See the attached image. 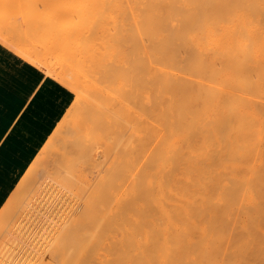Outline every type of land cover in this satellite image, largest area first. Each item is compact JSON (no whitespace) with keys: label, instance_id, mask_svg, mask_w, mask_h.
<instances>
[{"label":"bare ground","instance_id":"1","mask_svg":"<svg viewBox=\"0 0 264 264\" xmlns=\"http://www.w3.org/2000/svg\"><path fill=\"white\" fill-rule=\"evenodd\" d=\"M147 1L150 3V0ZM261 1L263 0H253V2L250 0H207L202 7L197 9H194L195 5L191 4L189 13L184 10V15H180V11L179 13L175 12L177 14L170 11L169 14L166 12L168 15L166 13L159 15L156 12L157 15L154 16L152 8L150 9L152 14L147 13L150 14V17L146 14L145 18L142 14L143 20L140 21L142 26L134 27L129 22V20H134L128 19L127 14L120 18V15H113L112 25L108 26L107 18L109 17L98 15L85 22L83 21V12H77L76 9L74 11L64 9L58 13H47L44 16L32 13L27 20L30 22L31 32L25 39L28 42L25 48L20 47L22 44L19 45V39L16 43L13 38L0 37L3 45L13 49L18 56L38 66L43 72L63 81L78 92V100L84 101V104L78 105V109L77 105L74 106L77 111H73L72 116L76 117L73 116L75 119H70L72 121L68 123L70 129L64 131L66 129H63L64 123L69 120L62 119L63 121L61 120L41 151L49 148L51 150L54 147L53 151L59 149L60 153L63 152L60 157L62 158L74 144L73 153L71 150L69 155L74 154L75 151V153L79 152V156L86 155L93 158L96 156L95 150L101 146L97 144H101V141L102 144H106L110 139L116 143L119 150L123 151L122 153L128 154V160L127 155H123L126 159L124 170L122 169L125 172L120 170L123 173L122 177L120 175L117 177L115 173L119 180L125 182L128 179L127 181H129L125 192H123L124 199L120 197L121 202L125 201L121 203L116 200L117 203L113 205L116 217L112 215L115 222L121 218L124 223L123 227L120 225L119 228H115L119 233L111 231L114 234H110L111 237L108 240L102 239L104 243L102 242L98 251L94 250L93 254L87 250V252H74L70 250L66 242H63L60 254H57L59 264H64L67 258L71 262L78 261L79 264H199L201 261L198 259L179 255L185 253L188 255L191 251L205 252L202 255L200 253L201 257L205 256L209 249L212 253L211 251L214 250L211 248H218V240L227 237V228L223 221H230V218L231 220H240L238 216V218L236 217L239 215L236 209L240 208L243 202L242 195L239 193V187L242 184L249 191L244 197V203L247 206L245 208H248L246 214L249 216V221L246 220V223L249 222L250 225L253 223V225L255 224L253 227H255L260 222L264 215L261 212H264V207L261 210L260 205L258 206V201L264 200V155L257 154L259 147L257 141L262 134L260 132L263 123L260 121L261 125H259L257 109H259L258 105H262L264 101L259 100L262 102H258V99L262 98L260 95L264 94L262 90L264 86L261 87V84L264 85L262 82L264 80L262 69L264 61L262 62V60L264 59L258 55L257 47L264 45V43L262 44L264 32H261L263 38L259 37L261 33L258 32L257 27L260 23L253 25V20L258 17L255 18L256 9H259V13L264 11L260 9L264 6V3L263 6L260 4ZM9 3L15 7L22 6L19 4V0H8L7 4ZM136 9L139 8L136 6ZM11 14L16 15L12 11L6 19L7 16L2 14L5 16L4 20H7L6 23L13 21L10 19ZM133 15V19L138 20L137 16ZM58 17H68L71 19V23L57 25ZM262 17V20L256 19V22L261 21V25L264 23ZM4 20L0 19V23H4ZM15 20L16 17L11 22L12 24L10 23L11 26L16 25ZM20 21L25 22L24 17ZM134 22L137 24L136 21ZM263 26L260 28H264ZM38 33L42 35L40 38H45L43 45L38 41L39 37L36 38ZM80 35H84V39L75 42L78 36V40H80ZM257 40H262V42L258 43ZM64 49H69L70 52L66 51L67 53L63 54V60L46 61L53 52ZM261 50L260 48L259 52ZM39 52L41 54L39 58L34 61L29 59L33 53L39 54ZM263 53L264 50H262V55ZM258 57L261 59V63ZM257 68L262 72L263 78L258 76V74L261 75V72L257 73ZM259 78L262 80L260 79L261 81L258 82ZM107 88H110L109 91L106 90ZM257 90L259 98L256 96ZM110 91L111 94L108 96L106 93ZM260 105L259 107H261ZM263 110L260 111L263 112ZM255 125L259 126H257L260 128L259 131ZM59 131L67 132V134L61 135ZM102 133H104L105 139L108 137L105 142ZM140 133H142L141 136ZM56 135L62 139L65 138L63 135L69 136L64 139V143ZM256 137L259 139L256 140ZM56 138L63 142V145L61 142L59 144ZM126 139L129 144L127 142L123 147ZM263 139L260 140L263 141ZM54 141H57L59 145ZM112 142L110 143L113 144ZM67 145L70 147L67 148ZM141 148L142 151H139ZM115 150L117 151V149ZM142 152L149 154L141 155ZM48 155L45 157L48 158ZM57 155L53 156L55 161ZM75 155L74 157L78 156ZM70 157L64 156L63 161L59 159L62 161L61 163L68 162V160L73 163V158ZM64 158L68 160L64 161ZM55 161L53 165L56 163ZM45 162H43L44 165L47 163ZM67 162L65 163L67 164ZM34 163L42 165L40 155ZM66 164L55 166L57 173L52 175L56 177V180L57 176L62 173H65L62 175L66 182L71 177L72 179L75 177L72 173L67 175L71 167L69 166L67 169ZM73 165L72 169H75ZM132 167L136 169L134 175ZM55 169L50 171L53 172ZM35 173L38 175L35 182L42 181L39 193L34 195L36 201L24 205L19 211L20 214L13 218L14 222L4 228L5 230L0 235V264H50L51 259L55 257L52 255L55 247L54 237L60 234L64 238L66 235L70 236L80 232L83 235L85 234L83 226L89 222L88 218L100 217L97 215L99 204L102 202L99 197L92 201L87 199L89 202H85L86 210L82 216L83 219L81 216L74 219L77 217L76 214L75 216L70 214L68 218L67 214L69 213H67L68 219L74 218L69 225L68 222L61 221L64 222V227L60 226V223L59 225L52 224L54 220L49 219L52 222L50 221L45 226L47 228L45 233L48 231L47 240H45L46 237L43 239L47 243L43 241L46 245L41 249V252L45 249V253L43 251V254L38 255V251L33 249L36 247L33 246V250L31 249V245L37 243L33 238L35 232H32L33 236L29 235L30 227L27 224L30 222L33 224V220L38 219L37 211L40 205L37 207L35 204L38 200L40 203L43 202L42 199H39V195L49 186V182H52L50 180L54 179V185L57 183L55 177L48 172L47 167L37 169ZM75 175L78 176L76 173ZM126 175H129L130 179ZM66 176L70 177L67 179ZM52 177L53 179H51ZM112 177L113 180L114 176ZM117 178L116 182L115 180L113 182L118 185V189L122 183ZM70 181L69 184L73 180ZM91 181L83 179L82 186H78V191L80 189H84V192L87 191L89 189L87 182ZM111 184L112 182L109 185ZM54 185L52 188L50 187L51 189L56 188L54 191L62 186L61 184L56 187ZM73 185L75 187L76 184L73 182ZM71 186L69 189H72L73 186ZM111 186L109 190L103 188L102 192L109 195L114 194L113 184ZM120 190L117 191L120 192ZM58 191L62 192L59 189ZM109 191L111 193H108ZM54 195H52L53 198ZM58 195L60 194L58 193ZM114 196L106 204H110L114 198H117L116 193ZM81 198L84 199V195ZM26 199L25 202H28ZM31 200L33 201L32 197ZM109 201L110 203H108ZM50 203H53V206L55 204L53 200ZM64 204L66 205V202L60 201L55 208L66 207L67 205ZM13 205L10 207L12 208ZM10 207H8V212H11ZM46 208H51V206L49 208L48 200L43 203L41 210ZM63 209L65 210V208ZM63 209L60 210V213L64 212ZM69 209L68 206L67 211ZM81 211L79 210L77 214L81 215L83 213ZM48 212L46 209L42 215ZM54 213H59V211ZM247 215L244 216L247 217ZM62 217L60 218L62 219ZM60 218L58 217V220ZM68 219L67 221H69ZM86 219L88 222H85ZM251 219L256 223L251 222ZM9 221L11 220L9 219ZM246 223H243L242 227L246 228ZM90 225L92 227V224ZM231 225H236V223ZM115 226L113 224L112 227ZM45 227L42 226V228ZM262 228L260 226V229ZM256 229L259 228L256 227ZM245 230L247 233L248 230ZM241 232L242 230L239 231L240 234H242ZM253 232L256 233V231ZM249 234L247 233V235ZM39 245L37 243V246ZM81 248L83 249V247ZM225 249V252L228 251V248ZM217 251L218 249L215 252ZM226 254L227 258L229 255H234L230 251ZM229 258L228 260L232 259ZM235 263L233 261V264ZM228 264H232V262L230 261Z\"/></svg>","mask_w":264,"mask_h":264},{"label":"rangeland","instance_id":"2","mask_svg":"<svg viewBox=\"0 0 264 264\" xmlns=\"http://www.w3.org/2000/svg\"><path fill=\"white\" fill-rule=\"evenodd\" d=\"M2 1H4V0H0V19L1 20H4V17L5 16H7L6 17V19L9 17V13H12V11H14V13H16V15L14 14V15H12L11 14V17H10V19L11 20H13L14 21V18L16 17V20H17V22H16V20H15V22L14 23H16V25H12L11 26V22H13V21H10V23H6V19L4 20L5 22L4 23H0V33H1V35H0V37H2V36H4V37H6V38H13V39H15L14 41L16 42L17 41V39H19V41L20 42H18L19 43V45H20V43L22 44V45H20V47H24L25 48V46H27L28 45V42L27 41H25V39H27V36H29L28 34L31 32L30 31V27H31V25H30V22H27V20H28V18H29V16L32 14V13H36V14H38V15H42V16H44V15H46L47 13H58V12H60V11H62V10H64V9H70L71 11L73 10H75V11H77V12H83V14H84V16H83V21H85V22H88V20H91V19H93V17H95V16H98V15H105V16H107V17H109V18H107V25L108 26H111L112 25V21H113V18H112V16L114 15V16H119V18L121 17V16H125L126 14H127V17H128V19H131V20H134V21H136L137 22V24H138V20H139V24L137 25L134 21H130L129 20V22H130V24L134 27V26H142V25H140V21H141V19L143 20V17H141V16H145V18H146V14L147 13H150V14H152L153 13V15L155 16V15H157L156 14V12L159 14V15H165V13L166 12H168V14H169V12L171 11V12H178L179 13V11H180V15H184V10L185 11H188L189 10V6L191 5V4H193V5H195V8L194 9H197V8H199V7H202L203 5H204V3H205V1H207V0H150V3L152 4H150L149 3V1H147V0H19V4H22V6H18V5H16V6H18V7H15V5H10V3L9 4H7V1L8 0H5L6 1V3H5V1L3 2V3H1ZM9 1H11V0H9ZM137 1V2H136ZM140 3H139V2ZM159 1V2H158ZM250 1H252L253 2V0H250ZM258 1V0H257ZM264 1V0H263ZM263 1H261L260 2V4L263 6ZM21 2V3H20ZM147 2V3H146ZM153 2H155V3H153ZM202 2V3H201ZM213 2V1H212ZM5 3V4H4ZM133 3V4H132ZM135 3H136V6H137V8H139V9H136V6H135ZM143 3V4H142ZM149 3V4H148ZM258 3V5H259V2H257ZM12 4V3H11ZM132 4V5H131ZM145 4H147V5H145ZM159 4V5H158ZM140 5V6H139ZM150 5V6H149ZM164 5V6H163ZM177 5H179L178 7H177ZM145 6H146V8H147V10H146V8H145ZM132 7H134V8H132ZM142 8V10H141V8ZM144 7V8H143ZM171 7V8H170ZM256 7H257V5H256ZM153 8V9H152ZM161 8V9H160ZM164 8V9H163ZM174 8V9H173ZM260 8V7H259ZM146 11H145V10ZM150 9H152L153 10V12L151 13V11L152 10H150ZM255 9V8H254ZM261 10H264V6L263 7H261L260 8ZM137 10V11H136ZM142 12H141V11ZM257 10V12L256 13H254V14H256V16H255V18L258 16H260V15H262L261 17L264 19V11H263V13H259V9H256ZM146 13H145V12ZM149 11V12H148ZM190 11V10H189ZM189 11H188V13H189ZM131 12V13H130ZM161 12H164L163 14L161 13ZM170 12V13H171ZM181 12H183V13H181ZM129 13V14H128ZM135 14L136 16H137V18H138V20H136V19H133L134 18V15L133 14ZM173 13V14H174ZM5 15V16H3V15ZM143 14V15H142ZM150 14H147V16L149 15V17H150ZM167 14V13H166ZM167 14V15H168ZM175 14H177V13H175ZM185 14H187V13H185ZM258 14V15H257ZM133 17H132V16ZM2 16V17H1ZM13 16H15L14 18H13ZM24 17V19H25V22H23V21H20L21 19H23V17ZM130 16V17H129ZM135 16V17H136ZM132 17V18H131ZM148 17V18H149ZM153 17V16H152ZM254 17V16H253ZM253 17H252V19H253ZM256 18L257 20L260 18L261 19V17H259V18ZM19 19V20H18ZM256 19H254L253 20V22H254V24L253 25H255V23H257V24H259L258 25V27H257V29H258V32L259 33H261L262 31L264 32V28H260V27H262L263 25H264V23H263V25H261V21H257L256 22ZM262 20V19H261ZM9 21V20H8ZM2 22V21H1ZM68 23H71V19L70 18H68V17H66V18H60V17H58L57 18V25H61V24H68ZM142 23H143V21H142ZM2 24V25H1ZM147 24V23H146ZM144 24V26H147V25H149V24ZM256 24V25H257ZM16 27H18V28H16ZM264 27V26H263ZM20 30V31H19ZM19 32H20V35H19ZM26 32V33H25ZM258 33V34H259ZM7 34V35H6ZM9 34H11V35H9ZM40 34L38 33L37 34V36H36V38L37 37H39L38 39V41L40 42V43H42L41 45H43V43L45 42V38H40V37H42V35H40ZM79 37V36H78ZM77 37V39H75V42H80V41H82L83 39H84V35H80V40H78L79 38ZM259 37H262V33L260 34V36ZM258 37V38H259ZM263 37H264V33H263ZM262 37V38H263ZM20 38H22L21 40H20ZM24 38V39H23ZM261 38V39H262ZM3 40V39H2ZM23 40V41H22ZM264 40V39H263ZM259 41H260V43L262 42V40H257V42L259 43ZM23 42V43H22ZM37 42V41H36ZM39 42H37V43H39ZM17 43V42H16ZM15 43V44H16ZM40 43H39V45H40ZM257 43V44H258ZM264 43V41L262 42V44ZM10 44L11 45H13V46H15L13 43H11L10 42ZM7 46V45H6ZM10 46V45H9ZM17 46H18V44H17ZM258 46H259V44H258ZM262 46V45H261ZM257 47L258 48V55H261V57H262V59H264V53H263V55H262V50H264L263 49V47H264V45L262 46V47ZM8 47V46H7ZM10 48V47H9ZM260 48L262 49L261 50V52H259V50H260ZM10 50H11V52H12V55H14V56H18L16 53H15V51L13 50V49H11L10 48ZM66 51H69V49H64V50H61V51H56V52H53V54H52V56L51 57H49L48 59H46V61H48V62H51V61H61V60H63L64 59V56H63V54L64 53H67ZM14 52V53H13ZM70 52V51H69ZM69 54V53H68ZM71 54V53H70ZM72 55V54H71ZM41 56V54H40V52H39V54H36V53H33V55H31V57L29 58L31 61H34V59H37V58H39ZM260 57V56H259ZM259 57H258V60L260 61L261 59H259ZM264 60H262V62H263ZM260 63H261V61H260ZM259 63V64H260ZM263 65V64H262ZM261 65V66H262ZM262 69H263V73H264V66H262ZM261 71L259 70V68H257V73H260ZM258 76H260V77H262V72H261V75H259L258 74ZM258 76H257V78H258ZM263 78V77H262ZM261 78H259L258 79V82H259V80H260ZM262 80V79H261ZM260 80V81H261ZM262 82H264V80L262 81ZM260 84H261V82H260ZM258 86H259V84H258ZM262 86H264V85H262L261 84V87ZM258 89H259V87H257ZM262 88H264V87H262ZM261 88V89H262ZM110 89V88H109ZM109 89L107 88L106 90L107 91H109ZM72 90V89H71ZM263 90V93H264V89H262ZM73 91V95H74V97H75V95H76V97H75V103H73L74 105L73 106H71L72 108H70L69 109V111L67 112V114L65 115V117L63 118V120L65 119V121H67V120H69V121H67V122H65L64 123V128L63 129H65L64 131H66V130H68V129H70L69 128V126H68V123L69 122H72V121H70V119L71 120H73V119H75L74 117H76V116H72V114H74L73 113V111L74 112H76L77 110L75 109V107L74 106H76L77 105V109H78V107L80 106L79 104H84V101L82 102V100L80 99V100H78L79 98V94H78V92L75 90H72ZM258 91V90H257ZM261 91V90H260ZM262 92V91H261ZM261 92H260V94H261ZM259 91L257 92V94H256V96L258 97L259 96ZM262 93V94H263ZM108 96L111 94V91L109 92V93H106ZM78 95V96H77ZM260 96H262V98L261 99H258V102H262L264 99V94L263 95H260ZM256 97V98H257ZM105 98V97H104ZM259 98V97H258ZM259 100H262V101H259ZM264 102V101H263ZM262 102V105L264 104ZM259 104V103H258ZM79 105V106H78ZM260 105V104H259ZM259 105H258V108L259 109H257V119H260L258 122H259V125H261L260 123V121H262L263 123H262V129H263V131H262V129H261V132L260 133H264V126H263V124H264V105L262 106V105H260L261 107H259ZM69 108V107H68ZM75 109V110H74ZM260 110H263V112H261ZM72 111V112H71ZM70 112V113H69ZM88 112V111H87ZM91 112V111H90ZM259 112H261V113H259ZM259 116V117H258ZM73 118V119H72ZM62 120V121H63ZM90 122H91V120H90ZM257 124V123H256ZM256 126V125H255ZM258 126V125H257ZM257 126L255 127L258 131H259V129L260 128H257ZM259 127V126H258ZM255 129V130H256ZM256 130V131H257ZM61 131H62V129H61ZM63 131V132H64ZM70 131V130H69ZM60 132V131H59ZM60 132V134L62 135V134H67V132ZM259 133V132H258ZM258 133H257V135H258ZM59 134V133H58ZM100 134V133H99ZM103 134L104 133H102V137H103ZM141 134L142 133H140V136H141ZM262 134H260L261 136H260V139H263L264 137V134H263V136H262ZM69 135H70V133H69ZM69 135H63V137H68ZM101 135V134H100ZM57 137H59L58 139H60L61 137L59 136V135H56ZM95 136H96V134H95ZM94 136V137H95ZM105 136V135H104ZM259 136V135H258ZM257 136V137H258ZM98 137V136H97ZM96 137V138H97ZM256 137V140L257 139H259V138H257ZM65 138H61L62 139V141H64V143H65ZM95 138V139H96ZM101 138V137H100ZM104 138V137H103ZM102 138V139H103ZM57 139V138H56ZM55 139V140H56ZM57 139V141L59 142V144H60V140H58ZM97 139H99V138H97ZM105 139V138H104ZM259 139V141H257V143H258V155H260V153H261V155L263 154L264 155V139H263V141L262 140H260ZM106 140H108V137H107V139H105V140H103L104 142L106 141ZM56 141V142H57ZM262 141V142H261ZM55 142V141H54ZM55 142V143H56ZM58 142H57V144H58ZM95 142H96V140H95ZM110 142H112L110 139L108 140V142L105 144H102L103 142L101 141V144H97L98 146L99 145H101V146H99L96 150H95V157H91L90 158V156L89 157H87L86 155H81V156H79L78 154H79V152L78 153H75V151H74V154H76V155H78V156H76V157H74V154H72L73 153V149H72V147H74L73 145H72V147H71V150H69V151H71L72 153H71V155H73L72 157H70L71 155H69V151H67L66 153L68 154H62V155H64L65 157L66 156H68V157H70V158H73L72 160L74 161L73 163H71L72 161H70V160H68L67 158L65 159L64 158V161L65 160H68V162H69V165H68V162L67 161H65V162H67V164L64 162V163H61L63 160H62V158L64 157H62V158H60L61 157V153H63V152H59L60 150L59 149H55L56 150V152H59V154H60V156H58L57 154H56V152H55V150L53 151V148L54 147H52V149L50 150V148L49 149H47V150H43V151H41V152H39L38 153V155H36L35 156V158L31 161V163L28 165V167L26 168V170L24 171V173H23V175H22V177H21V179H20V181H19V183H18V185H17V187H16V189L14 190V191H16V192H14L13 191V193L11 194V196L9 197V199L6 201V203L4 204V206L1 208V210H0V235L2 234V232H3V230H5L4 228L9 224V223H13L14 222V217H16V215L18 216V214H20V212L19 211H21V209H22V207L24 206V205H26L27 203H34L36 200V197L34 196V195H36V194H38L39 192H38V190H39V187H41V180L40 181H38V182H35L36 181V179H37V176L38 175H36V173H35V171H37V169H40V168H46L47 167V170H48V172H50L51 173V175L52 174H56L57 173V168L55 169V166L56 167H58V166H61V165H67L66 167H67V169H69V166L71 167V170L69 171V173L67 174V175H70V173H72L75 177L72 179V177H71V179H69L68 180V182H66V181H64V176L63 175H65V173H62L61 175H59V176H57V180H56V177L54 176V175H52L53 177H55V181H56V185H54L55 184V182L53 181L54 179H53V177L51 178V179H53V180H50V181H52V182H49V186H47L46 188H45V190L39 195V199H42V203H40V201L38 200L37 202H36V204H35V206H37L38 207V205H40L38 208H39V210L37 211V218L38 219H36V220H33V224H31V222L30 223H28L27 225L30 227V232H28V234L29 235H31V236H33L34 234H35V236H33V238H35V241L38 243V245L40 244H42L40 247L39 246H37V243L36 244H34V245H31V249L33 248V246L34 247H36V248H33V249H35L36 251H38V255L39 254H43V251H44V253H45V249H43L42 250V252H41V249L42 248H45V243H43V239H44V237H46V239L45 240H47V233H48V231H46L47 233H45V230H47V228L45 227V226H47L49 223H50V221L52 222V220H50L49 221V219H53L54 221L52 222V224H56V225H59V223H60V226H62L63 225V223L65 222V223H67L68 222V225L69 224H71L72 222L71 221H73V219L72 218H74V217H71L70 219H68L69 217L68 216H70V214H71V216H75V214L77 215V217H75L74 219H76V218H80V216H81V219H83L82 218V216H83V214H84V212H85V210H86V204H85V202H89V200H91L92 201V199L93 200H95V199H97V198H99L100 197V199L99 200H102V202H101V204H99V207H98V213H97V215H100V217L98 216H96V217H94V218H92L90 215V217L91 218H88V219H86V221L85 222H88L87 224H89V225H87L86 223L84 224V230H83V232L85 233V234H83L82 235V232H80L79 234H72V235H70V236H65L64 238H62L61 236H60V234L59 235H57V237H54V241H53V243L55 244V247L53 248V252H52V255L53 256H55V257H53L52 259H51V263L50 264H59V261L57 260V258H58V255L60 254V247H62V243L63 242H66L67 244H68V246L70 247V250H72V251H74V252H82V251H84V252H92V254L94 253L93 251L95 250V252H96V250L98 251V249L100 248V244L103 242L104 243V240L106 241V239L108 240L110 237H111V235L112 234H114L115 232L116 233H119V231H118V229H115L116 227L117 228H119L120 227V225H121V227H123L122 225H124V223H122V221H121V218H119V220L118 221H114V217L113 216H115L116 217V214L114 213V210H113V205H115V203H117V201L119 200V202H121V198L122 199H124V193L123 192H125V189H126V187H127V185L129 184V181H127L128 179H126V178H124V179H126V181L125 182H123V180L121 181V180H119L117 177H119L118 175H120L121 177H122V175L121 174H123L125 171H123L124 169H123V166H125L124 164H125V159L126 158H124L126 155V157H127V160H128V154H124V153H122L123 151H121V150H119L117 147L118 146H116V143H113V144H111ZM127 142H128V139H126L125 141H124V145H123V147H125L126 146V144H127ZM55 143H53V144H55ZM62 143V145H63V142H61ZM97 143H98V141H97ZM109 143V144H108ZM261 143V144H260ZM58 144V145H59ZM114 144H115V147H114ZM128 144H129V142H128ZM96 145V146H97ZM57 146V145H56ZM68 147L67 148H69L70 146L69 145H67ZM110 146V147H109ZM263 146V147H262ZM64 147V146H63ZM66 147V146H65ZM57 148H58V146H57ZM60 149H61V146L59 147ZM107 148V149H106ZM111 148H113V149H111ZM129 148H130V146H129ZM260 148V149H259ZM102 149H104V150H102ZM115 149H117V151L115 150ZM50 152H49V151ZM59 150V151H58ZM64 150V149H63ZM65 150H67V149H65ZM110 150V151H109ZM114 150V151H113ZM119 150V151H118ZM62 151V150H61ZM116 151V152H115ZM139 151H142V148L141 149H139ZM52 152V153H51ZM54 152V153H53ZM147 152V151H146ZM146 152H142L141 153V155H148L149 153H150V151H149V153H146ZM263 152V153H262ZM51 154V155H48V154ZM117 153V154H116ZM48 155L47 157L48 158H46L45 156L46 155ZM53 154V155H52ZM57 155L56 156V161L54 160L55 159V157L53 158V156H55V155ZM120 156H119V155ZM40 155V161H41V166L40 165H36L35 163H34V160L37 158V156H39ZM44 155V156H43ZM98 155V156H97ZM111 155V156H110ZM113 155V156H112ZM117 157H116V156ZM123 155H125V156H123ZM108 156V157H107ZM44 157V158H43ZM86 157V158H85ZM98 157V158H97ZM106 157V158H105ZM110 157V158H109ZM116 157V158H115ZM118 157H119V159H118ZM53 158V159H52ZM58 158V159H57ZM62 160H60V159ZM122 158V159H121ZM124 158V159H123ZM82 161H81V160ZM88 159H90V160H88ZM95 160H96V162H95ZM126 160V161H127ZM44 161H46L45 163V165H44V163L43 162ZM53 161V162H52ZM54 161L56 162L54 165H53V163H54ZM57 161H59L60 162V164H59V162H57ZM76 161V162H75ZM81 161V162H80ZM112 162V163H111ZM76 163V164H75ZM110 163V164H109ZM50 164V165H49ZM71 164V165H70ZM75 165V167H74V165ZM100 164V165H99ZM105 164V165H104ZM51 165H53V166H51ZM72 165H73V168H75V169H72ZM78 165V166H77ZM94 165V166H93ZM45 166V167H44ZM76 166H77V168H76ZM88 166V167H87ZM106 166V167H105ZM119 166V167H118ZM121 166V167H120ZM38 167V168H37ZM40 167V168H39ZM50 167H51V169H55L53 172L52 171H50L51 169H50ZM93 167V168H92ZM80 168V169H79ZM107 168H108V170H107ZM110 168V169H109ZM123 169V170H122ZM135 171H134V170ZM75 170H77L76 172H75ZM84 170V171H83ZM118 170V171H117ZM120 170L123 172V173H121L120 172ZM131 170H133V175H134V172H136V169H135V167H132V169ZM72 171V172H71ZM105 171V172H104ZM116 171V172H115ZM33 172V173H32ZM78 172V173H77ZM81 172V173H80ZM118 172H120V174H118ZM32 173V174H31ZM75 173L76 174H78V176H76L75 175ZM86 173V174H85ZM115 173H116V175H117V177L115 176ZM85 174V175H84ZM72 175V176H73ZM125 175V174H124ZM27 176V177H26ZM34 176H36V177H34ZM63 178H62V177ZM87 176V177H86ZM108 176V177H107ZM112 176H114V179L112 180ZM127 176H129V175H126V177ZM26 177V178H25ZM67 177V179H68V177H70V176H66ZM76 177H78L79 179H77ZM86 178V179H85ZM88 178V179H87ZM109 178H110V180H109ZM116 178L119 180V182H121L122 183V185L118 182V184H120L119 186H121V187H119L118 189L120 190V192H118L117 190V187H118V185L117 184H115V182H116ZM128 178V177H127ZM59 179V180H58ZM61 179V180H60ZM83 179H84V181L85 180H92L91 182H92V184H91V182H87V187H89V189H87V187H86V189H87V191H83L84 189H80L79 191H78V186L79 187H81L82 185H81V182L83 181ZM122 179V178H121ZM129 179H130V176H129ZM28 180V181H27ZM66 180V179H65ZM72 181V183H70L69 184V181ZM77 180V181H76ZM109 180V183H107V181ZM112 180V181H111ZM115 180V182H113ZM24 181V182H23ZM60 181V182H59ZM64 181V182H63ZM70 181V182H71ZM31 182H32V184H31ZM58 182H59V185H58ZM73 182L76 184L75 185V187H74V185H73ZM110 182H112V184H113V187H114V194L116 193L117 194V198H114L113 199V202H111L110 203V201L108 202V203H110V204H106L107 203V201L108 200H110L111 198H113V196H114V194L112 193V195L110 194H107V193H105L104 194V192H102L103 191V188H105V190L107 189V190H109L112 186V184L111 185H109L110 184ZM64 183V184H63ZM123 183H124V185H123ZM126 183V184H125ZM51 184V185H50ZM62 186H61V185ZM52 185H54L55 187L56 186H61V187H58L57 188V191H54L56 188H54V189H51L53 186ZM65 185V186H64ZM74 187H72V186ZM116 186V188H115V186ZM72 187V189L70 188L69 189V187ZM108 186V187H107ZM110 186V187H109ZM51 187V188H50ZM242 187V188H241ZM244 187V188H243ZM77 188V189H76ZM259 189H260V186L258 187ZM58 189L59 190H61L62 192H60V191H58ZM85 189V190H86ZM117 189V190H116ZM239 193L242 195H240L241 196V199H242V206L240 207V208H237L236 209V211H237V213L239 214V215H236V217L238 218V219H240V220H238V221H236V219H232L231 220V218H230V221L228 220H224L223 221V224L226 226V228H227V226L229 225V224H233V223H236V225H231L232 226V230L231 231H228L227 229V237L226 238H223V239H221V240H218V248H216V249H214V248H211V249H213L214 251H211L212 253H210V249L206 252L207 254L204 256H199L200 255V253H201V255H202V253L203 252H197V251H191V252H189L188 253V255H186L187 253H183L184 255H182V254H180L179 256H181V257H183V256H185V257H187V256H189L190 258H195V259H198V260H200L201 262L199 263V264H228V263H230V261L232 262V264H233V261H234V263L235 264H260V261H261V252H262V250H264V227L262 228V226H264V212L263 211H261L263 214V217H262V219L260 220V222L259 223H257V225L255 226V227H253L254 225H253V223L250 225V224H248V223H246L247 221H249L248 220V218H249V216L246 214L248 211H247V209L248 208H245V203H244V197H245V195L246 194H248V189H246V186L244 185L243 186V184L242 185H240V187H239ZM53 190V191H52ZM65 190V191H64ZM104 190V191H105ZM113 190V189H112ZM63 192H64V194H63ZM93 192V193H92ZM107 192V191H106ZM254 192V191H253ZM15 193V194H14ZM58 193L60 194V195H58ZM108 193H111L110 191L108 192ZM13 194H14V196H13ZM22 194V195H21ZM45 194V195H44ZM56 195V197H55V195ZM72 194H73V197H72ZM82 194V195H81ZM97 194V195H96ZM123 196H122V195ZM21 195V196H20ZM33 195V196H32ZM52 195H54V198L56 199V201H55V199L53 198V196ZM84 195V199L83 198H81L82 196ZM86 195V196H85ZM99 195V196H98ZM119 195V196H118ZM121 195V196H120ZM16 196H18L17 198H16ZM20 196V197H19ZM23 196V197H22ZM24 196H26V197H24ZM51 196V197H50ZM63 196V197H62ZM69 196V197H68ZM71 196V197H70ZM75 196H78V198H75ZM107 196H109L108 198H107ZM31 197L33 198V201L31 200ZM92 197V198H91ZM114 197H116V196H114ZM121 197V198H120ZM16 198V199H15ZM19 198V199H18ZM27 198V199H26ZM30 198V199H29ZM48 198H50L51 200H49ZM53 198V199H52ZM72 198V199H71ZM74 198L76 199V201L74 200ZM120 198V199H119ZM25 199L28 201V202H25ZM29 199V200H28ZM59 199V200H58ZM68 199V200H67ZM87 199H89V200H87ZM45 200V201H44ZM47 200H48V204H49V208H50V206H51V208L50 209H48V208H46L47 209V212L48 211H50V212H48L49 213V215H48V213H45V214H43L42 215V213H44L45 211H46V209H42L41 210V207H42V205H43V203L44 202H47ZM52 200H53V202H55V204H54V206L52 205L53 203H50V201L52 202ZM72 200V201H71ZM114 200H115V202H114ZM117 200V201H116ZM15 201V202H14ZM32 201V202H31ZM60 201H64V202H66V207H60V206H58L57 208H55L56 206H57V204L59 203ZM123 201H125V200H123ZM122 201V202H123ZM68 202V203H67ZM74 202H75V204H74ZM121 202V203H122ZM260 202V203H259ZM40 203V204H39ZM57 203V204H56ZM71 203V204H70ZM104 205H103V204ZM120 203V204H121ZM12 204H14L13 206H12V208L10 207ZM18 204V207H16V205ZM112 204V205H111ZM103 205V206H102ZM109 205V207H106V206H108ZM243 205H244V207H243ZM260 205V207H261V210H262V207H264V200H259L258 201V206ZM20 206V207H19ZM68 206H69V210L67 211V208H68ZM72 207V209H71V207ZM8 207H10L11 208V212L9 211L8 212V210H9V208ZM15 208V210H14V208ZM102 207V208H101ZM104 207V208H103ZM247 207V206H246ZM37 208V209H38ZM61 208V209H60ZM63 208H65V210L63 209ZM75 208V210H73ZM101 208V209H100ZM111 208H112V210H111ZM13 209V210H12ZM18 209H20V210H18ZM59 209V210H58ZM64 210V212H65V215L63 214L64 212L62 211V213H60V210ZM104 209H105V211H104ZM79 210L81 211V215L80 214H77V213H79ZM101 210V211H100ZM110 210H111V212H110ZM263 210H264V208H263ZM55 211H59V213H54ZM70 211V212H69ZM74 211V212H73ZM17 212H19V213H17ZM38 212H40V213H38ZM54 214H53V213ZM73 212V213H72ZM110 212V213H109ZM240 212V213H239ZM243 212V213H242ZM10 213V214H9ZM67 213H69V214H67ZM39 214V215H38ZM51 214H53V215H51ZM66 214H67V217H66ZM73 214V215H72ZM55 215V216H54ZM58 215V216H57ZM78 215H79V217H78ZM113 215V216H112ZM247 215V217H245V216ZM40 216H42V217H40ZM45 216V217H44ZM52 216V217H51ZM63 216V217H62ZM64 216H65V218H64ZM117 216H118V214H117ZM44 217V218H43ZM49 217V218H48ZM53 217H55V218H53ZM57 217V218H56ZM58 217L60 218V217H62V219L60 218L59 220H58ZM103 219H102V218ZM245 217V218H244ZM2 218H3V220H2ZM43 218V219H42ZM46 218H48V219H46ZM9 219L11 220V221H9ZM41 219V220H40ZM46 219V220H45ZM64 219V220H63ZM67 219L69 220V221H67ZM90 219H91V222H90ZM93 219H94V221H93ZM98 219V220H97ZM1 220H2V222H1ZM88 220V221H87ZM106 220V221H105ZM247 220V221H246ZM252 220V219H251ZM38 221H40V222H38ZM49 221V222H48ZM60 221V222H59ZM61 221H64V222H61ZM104 221V222H103ZM121 221V224L119 223ZM7 222V224H5ZM43 222V223H42ZM46 222V223H45ZM58 222V223H57ZM251 222H254L253 220L251 221ZM42 223V224H41ZM93 223H95V224H93ZM99 223V224H98ZM101 223V224H100ZM226 223V224H225ZM243 223H246V228L245 227H242L243 225ZM254 223H256V222H254ZM29 224H31V225H29ZM45 224V225H44ZM90 224H92V227H91V225ZM103 224V225H102ZM111 224H112V226H113V224H114V226L115 227H112L111 226ZM12 225V224H11ZM86 225V226H85ZM102 225V226H101ZM34 226V227H33ZM42 226L43 227H45V228H42ZM65 226H66V224H65ZM260 226H261V228L262 229H260ZM32 227V228H31ZM35 227H37V228H35ZM62 227H64V225L62 226ZM90 227V228H89ZM111 227V228H110ZM256 227L257 228H259V229H256ZM34 228V229H33ZM98 228H99V230H98ZM114 228V229H113ZM225 228V227H224ZM36 229V230H35ZM42 229V230H41ZM245 229H247L248 231H247V233L249 234V233H251V234H249V235H247V233L245 232L246 230ZM254 229V230H253ZM37 230H39L40 232L39 233H41V234H39L38 233V231ZM81 230V231H82ZM113 230H115V231H113ZM242 230V234H240V236H241V239L240 240H237L236 238H235V236H233L234 235V233H236L237 231H241ZM262 230V231H261ZM93 231V232H92ZM114 232V233H112V232ZM250 231V232H249ZM253 231H256V233L255 232H253ZM34 234H33V233ZM44 233H45V235H44ZM36 234H38V235H36ZM111 234V235H110ZM245 234V235H244ZM42 235H44V236H42ZM251 235V236H250ZM40 236H42V237H40ZM58 236H60V237H58ZM79 237V238H78ZM41 238V239H40ZM78 238V239H77ZM105 238V239H104ZM65 239H67V240H65ZM73 239V240H72ZM102 239H104V240H102ZM70 240V241H69ZM32 241H34V240H32ZM31 241V242H32ZM68 241V242H67ZM85 241V242H84ZM101 241V242H100ZM44 242H46L47 243V241H44ZM83 242V243H82ZM86 243V244H85ZM239 243V244H238ZM241 243V244H240ZM32 244H33V242H32ZM82 245V246H81ZM239 245V246H238ZM242 245V246H241ZM44 246V247H43ZM73 246V247H72ZM83 247V249L81 248V247ZM234 246H235V249H237V250H235L234 249ZM242 248H241V247ZM244 246V247H243ZM245 246H246V249L248 250H246L245 249ZM225 248H228V251H230V253H232V254H234V255H236V257H234V255H229V259H231V260H228V258H227V254H226V252H228V251H226L225 252ZM246 250H244V249ZM250 249V251H249V249ZM32 249V250H33ZM218 249V251L217 252H215L216 250ZM87 250V251H86ZM239 250V251H238ZM238 251V252H237ZM240 251H242V252H240ZM243 251H245V252H243ZM215 252V253H214ZM236 254H235V253ZM240 252V253H239ZM250 253V255H248ZM58 254V255H57ZM91 254V255H92ZM203 254H205V252L203 253ZM237 254H239V255H237ZM241 255V256H240ZM178 256V255H177ZM210 256V257H209ZM45 258V257H44ZM212 260H211V259ZM46 259V258H45ZM67 262V264H79L78 263V261L77 262H71L70 261V259L69 258H67V260L65 261V263ZM71 262V263H70ZM209 262V263H208ZM238 262V263H237ZM64 263V264H65ZM61 264V263H60ZM191 264H194V263H191ZM198 264V263H197Z\"/></svg>","mask_w":264,"mask_h":264},{"label":"crops","instance_id":"3","mask_svg":"<svg viewBox=\"0 0 264 264\" xmlns=\"http://www.w3.org/2000/svg\"><path fill=\"white\" fill-rule=\"evenodd\" d=\"M1 43L13 59L0 70V210L75 101L66 103L71 87ZM50 80L58 87H45Z\"/></svg>","mask_w":264,"mask_h":264},{"label":"snow or ice","instance_id":"4","mask_svg":"<svg viewBox=\"0 0 264 264\" xmlns=\"http://www.w3.org/2000/svg\"><path fill=\"white\" fill-rule=\"evenodd\" d=\"M11 59H13V58L10 56L9 52L5 51L4 49H0V70H2L4 64H5L8 60H11ZM37 84H39V79H37L36 82L32 85L33 89L36 87ZM49 85H51V87H53V88L58 87V85H57L55 82L51 81V80L45 85V87H48ZM74 98H75L74 96L70 97V98L67 100L66 103H67V104L72 103V100H73ZM227 230H228V231H231V230H232V226H231V224H229V225L227 226ZM234 236H235V238H236L237 240H240V239H241V236H240L239 231H237L236 233H234ZM260 264H264V250H262V252H261V261H260Z\"/></svg>","mask_w":264,"mask_h":264}]
</instances>
